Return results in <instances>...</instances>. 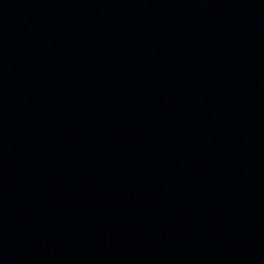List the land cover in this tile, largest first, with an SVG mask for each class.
Wrapping results in <instances>:
<instances>
[{"label": "water", "instance_id": "obj_1", "mask_svg": "<svg viewBox=\"0 0 264 264\" xmlns=\"http://www.w3.org/2000/svg\"><path fill=\"white\" fill-rule=\"evenodd\" d=\"M0 264H264V0H0Z\"/></svg>", "mask_w": 264, "mask_h": 264}]
</instances>
